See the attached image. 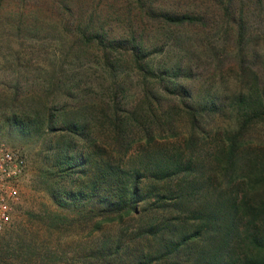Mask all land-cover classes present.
I'll return each instance as SVG.
<instances>
[{"label": "trees", "instance_id": "trees-1", "mask_svg": "<svg viewBox=\"0 0 264 264\" xmlns=\"http://www.w3.org/2000/svg\"><path fill=\"white\" fill-rule=\"evenodd\" d=\"M216 1L225 37L208 54L218 67L224 46L231 45L236 86L227 102L208 92L199 99L185 82L191 76L190 66L185 72L183 67L193 54L189 49L154 67L142 39L132 37L125 46L102 31H89L88 24L77 43L98 46L96 62L115 84L100 107L104 111L98 115L93 104H84L71 112L61 107L57 117L35 109L29 99L20 107L21 117L12 113L23 135L43 128L58 134L45 149L40 180L53 202L71 211L67 226L87 240L82 246L79 241L70 257L66 247L52 246L15 222L0 231V264H264V138L256 133L264 126V62L251 41L250 4ZM155 16L171 28L205 24L203 13L157 11ZM124 46L123 60L138 75L142 91L127 107L116 97L124 82L117 80L122 63L113 55ZM82 56L78 51L73 58ZM79 81L62 93L76 96L73 86ZM226 110L233 126L219 122ZM170 139L178 146L158 142ZM142 140L145 152L126 164L125 156ZM63 217L49 214L45 224L59 228ZM104 224L116 229L102 231Z\"/></svg>", "mask_w": 264, "mask_h": 264}, {"label": "rangeland", "instance_id": "rangeland-1", "mask_svg": "<svg viewBox=\"0 0 264 264\" xmlns=\"http://www.w3.org/2000/svg\"><path fill=\"white\" fill-rule=\"evenodd\" d=\"M245 1L250 4L253 23L251 41L258 45L264 62V0ZM66 5L70 10L64 8ZM157 11L203 13L205 24L167 27L155 16ZM88 24L89 31L93 28L102 31L108 39H120L125 46L132 37L142 39L152 53L149 61L154 67L169 64L183 54V49H189L193 54L183 60V67L185 72L187 65L190 66L191 76L185 82L199 99L208 92L215 93L220 102H227L236 86L235 67L228 55L231 45L224 46L221 56L225 58L218 67L208 54L210 47L221 45L225 37L223 10L216 0H0V145L18 151L26 160V171L16 181L18 195L8 199L10 222L7 225L23 223L52 246L66 247L70 257L78 243L82 246L87 238L81 230L67 226L65 216L71 217V211L58 207L40 180L45 149L54 143L58 134L43 128L23 135L11 116L15 112L21 117L20 107L29 99L35 109L45 111V115L53 112L57 117L61 107L71 112V107L84 104H93L98 115L104 111L100 107L109 95L112 97L115 84L96 62L98 46L77 43L81 29ZM29 26L31 31L27 29ZM125 46L113 55L119 56L122 63L117 80L124 82L116 97L127 107L141 99L142 91L138 75L123 60ZM78 51L83 56L77 60L73 56ZM77 78L80 85L73 86L76 96H65L62 90L77 83ZM16 89L18 93L14 96ZM58 95L60 100L56 98ZM224 113L219 122L233 126L230 110ZM256 133L264 138V126L259 125ZM185 136V127L181 126L179 139ZM158 142L170 149L179 144L175 139ZM143 143L142 140L133 145L124 158L126 164L139 161L145 152ZM208 147L211 146L206 145L205 150ZM55 213L64 216L63 223L59 228L48 229L45 221L49 214ZM115 229L116 224H104L101 230ZM99 234L98 231L94 236Z\"/></svg>", "mask_w": 264, "mask_h": 264}, {"label": "built area", "instance_id": "built-area-1", "mask_svg": "<svg viewBox=\"0 0 264 264\" xmlns=\"http://www.w3.org/2000/svg\"><path fill=\"white\" fill-rule=\"evenodd\" d=\"M26 171V160L18 151L0 145V231L10 222V198L18 195L16 181Z\"/></svg>", "mask_w": 264, "mask_h": 264}]
</instances>
